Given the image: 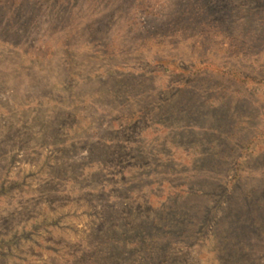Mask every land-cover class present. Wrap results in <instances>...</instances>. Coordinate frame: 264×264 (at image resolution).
Instances as JSON below:
<instances>
[{"label": "rangeland", "instance_id": "374dc122", "mask_svg": "<svg viewBox=\"0 0 264 264\" xmlns=\"http://www.w3.org/2000/svg\"><path fill=\"white\" fill-rule=\"evenodd\" d=\"M0 264H264V0H0Z\"/></svg>", "mask_w": 264, "mask_h": 264}]
</instances>
